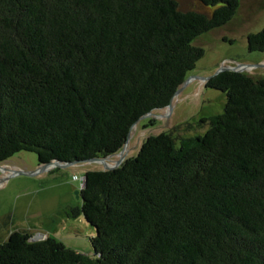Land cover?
<instances>
[{"label":"trees","instance_id":"trees-1","mask_svg":"<svg viewBox=\"0 0 264 264\" xmlns=\"http://www.w3.org/2000/svg\"><path fill=\"white\" fill-rule=\"evenodd\" d=\"M198 1L202 11L176 0H0V163L21 151L39 164L118 154L203 57L194 41L238 7ZM247 47L264 53V28ZM204 85L226 103L203 135H149L117 167L76 178L92 255L13 231L0 264H264V79L222 71Z\"/></svg>","mask_w":264,"mask_h":264},{"label":"rangeland","instance_id":"rangeland-1","mask_svg":"<svg viewBox=\"0 0 264 264\" xmlns=\"http://www.w3.org/2000/svg\"><path fill=\"white\" fill-rule=\"evenodd\" d=\"M176 1L183 10H203L198 0ZM263 28L264 0H238L228 23L199 36L194 45L203 48L204 55L189 73L192 78L176 91L169 107L152 112L132 126L123 147L124 158L135 156L147 136L162 131H171L177 138L203 135L209 128L206 118L221 114L226 103L224 93L204 85V79L220 69L239 67L241 73L264 79V53L250 52L247 47V36ZM119 158H107L106 166L115 167ZM40 167L37 155L28 151L0 163V243L13 231H27L37 236V241L50 236L92 255L90 238L95 230L79 212L81 198L75 192L80 189V180L76 177L86 170L105 169L104 164Z\"/></svg>","mask_w":264,"mask_h":264},{"label":"water","instance_id":"water-1","mask_svg":"<svg viewBox=\"0 0 264 264\" xmlns=\"http://www.w3.org/2000/svg\"><path fill=\"white\" fill-rule=\"evenodd\" d=\"M222 71H235V72H240V70H239V67H227V68H222V69H220L216 74H218V73H220V72H222ZM215 74V75H216ZM192 77H188L185 81H184V83H186L188 80H190ZM209 78H211V77H208V78H205L204 80L205 81H207ZM181 88V87H180ZM178 91V90H177ZM170 106V104L168 105V107ZM151 113H148L147 115H144V116H142L141 117V119L142 118H144V117H147V116H149ZM128 138H129V136H128ZM127 141H128V139H127ZM127 143V142H126ZM125 143V144H126ZM125 146V145H124ZM123 151H124V149H122L118 154H116V155H119L120 156V158L116 161V166L115 167H117L123 160H124V154H123ZM107 158H109V157H106V158H93V159H89V160H87L86 162H101V163H103L104 164V167H105V169L106 170H110V169H113V168H115V167H107L106 166V163H105V161H106V159ZM85 162V163H86ZM49 164H54V165H58V166H61V167H66V166H70V165H76V162H66V163H63V162H60V161H53V162H50V163H47V164H41V169L42 168H44L46 165H49ZM75 194H76V197L77 198H80V195H79V191H76L75 192Z\"/></svg>","mask_w":264,"mask_h":264},{"label":"built area","instance_id":"built-area-1","mask_svg":"<svg viewBox=\"0 0 264 264\" xmlns=\"http://www.w3.org/2000/svg\"><path fill=\"white\" fill-rule=\"evenodd\" d=\"M76 178H77V177H76ZM80 180H81V186H82V185H83V180H84L83 177H80ZM36 237H37V236H33V235H32V237L30 238V240H31V241H35V240H36ZM38 237H41V235H38ZM45 238H46V237H43V239H45ZM43 239H42V240H43Z\"/></svg>","mask_w":264,"mask_h":264}]
</instances>
